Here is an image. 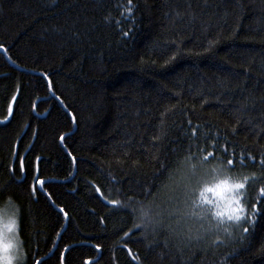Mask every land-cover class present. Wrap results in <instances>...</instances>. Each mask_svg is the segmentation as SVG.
<instances>
[{
  "label": "trees",
  "instance_id": "16d2710c",
  "mask_svg": "<svg viewBox=\"0 0 264 264\" xmlns=\"http://www.w3.org/2000/svg\"><path fill=\"white\" fill-rule=\"evenodd\" d=\"M0 46L23 264H264V0H0ZM245 176L241 222L228 190L185 214Z\"/></svg>",
  "mask_w": 264,
  "mask_h": 264
},
{
  "label": "snow or ice",
  "instance_id": "6c2138e0",
  "mask_svg": "<svg viewBox=\"0 0 264 264\" xmlns=\"http://www.w3.org/2000/svg\"><path fill=\"white\" fill-rule=\"evenodd\" d=\"M129 2H131V0H129ZM128 11H131V8L128 9ZM2 47V46H0ZM61 139H63V137H61ZM215 146V145H213ZM222 152H227V148H222L221 149ZM243 154H241V163H243V159H242ZM235 157V153H233L232 158L227 159L226 162L221 161L219 164H217L214 168L213 171H216L217 169H222L224 171L230 172L232 168H234L237 164ZM193 159V156H188L186 157V160L191 161ZM212 159H216V153L215 152H206V154L204 156H202L200 158V167L203 170L204 169V165H206L210 160ZM261 163L264 164V159L261 160ZM21 167H23V161H21ZM189 168L192 170H196L197 165L196 164H192L189 163ZM262 175H264V173H262ZM39 183H44V181H39ZM250 183H249V177L245 176L243 177L242 180H233V181H229V180H225V179H221L219 180L215 185L209 186V185H205L203 188L200 189H194V191H199V197L196 196H188L187 191H185L184 195L188 196V199L185 201L186 204H188V207L190 209V211L188 213H185L186 215H196V216H200L201 213L200 212H193L191 210H194L195 208H197L200 205V202H207L209 204L212 203L211 200L208 199V197L205 195V192H212L215 193L217 196H222L223 192L225 190L228 191H232V192H239L240 193V197L237 196H233L230 198V203L234 204V207H230L229 209H227V211H229L230 213H233V215H229V219L232 220H236L237 222H241L242 220V216L243 214L247 211V205L244 204L243 202V198L246 196L247 191L250 187ZM99 190V189H97ZM258 193L261 194L262 196V202H264V184H262L258 189H257ZM249 199H251V197H249ZM190 201V203H189ZM111 205L113 206H119L120 202L117 200H112ZM251 207L253 209H256V205L252 204ZM264 210V209H261ZM133 212L136 211V209H132ZM201 211H203V209H201ZM139 213L140 216L145 224V226L150 225H157L160 224V221L157 219H154V215L158 216L159 213L153 214L150 209L145 208L143 205H141L140 209H139ZM215 216L217 217H222L224 216V212L223 211H215ZM139 227V226H138ZM216 227H219V225H216ZM248 229L245 228L244 232H247ZM125 235H128V233H125ZM6 249L8 247H11V245H6L5 246ZM99 247V246H97ZM20 259H23V257L21 256Z\"/></svg>",
  "mask_w": 264,
  "mask_h": 264
},
{
  "label": "rangeland",
  "instance_id": "374dc122",
  "mask_svg": "<svg viewBox=\"0 0 264 264\" xmlns=\"http://www.w3.org/2000/svg\"><path fill=\"white\" fill-rule=\"evenodd\" d=\"M6 245L11 247L6 249ZM21 256L23 259H20ZM24 258L18 217L11 206H0V264H23Z\"/></svg>",
  "mask_w": 264,
  "mask_h": 264
},
{
  "label": "water",
  "instance_id": "95a60500",
  "mask_svg": "<svg viewBox=\"0 0 264 264\" xmlns=\"http://www.w3.org/2000/svg\"><path fill=\"white\" fill-rule=\"evenodd\" d=\"M0 51L4 52V49H1V48H0ZM39 185H41V183H39Z\"/></svg>",
  "mask_w": 264,
  "mask_h": 264
}]
</instances>
